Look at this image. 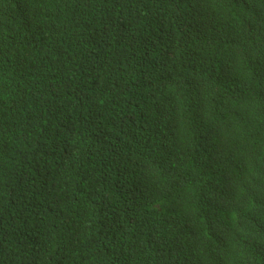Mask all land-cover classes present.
<instances>
[{
    "label": "trees",
    "instance_id": "obj_1",
    "mask_svg": "<svg viewBox=\"0 0 264 264\" xmlns=\"http://www.w3.org/2000/svg\"><path fill=\"white\" fill-rule=\"evenodd\" d=\"M175 4L0 0V264H264V0Z\"/></svg>",
    "mask_w": 264,
    "mask_h": 264
},
{
    "label": "clouds",
    "instance_id": "obj_2",
    "mask_svg": "<svg viewBox=\"0 0 264 264\" xmlns=\"http://www.w3.org/2000/svg\"><path fill=\"white\" fill-rule=\"evenodd\" d=\"M195 1L196 0H176V4H175L176 11L178 10L180 13L185 14V15H191V14L198 15L204 6V0H201L200 4L198 2L194 4ZM228 69L230 68L226 66L225 64L221 62H217V61L215 62V65H213V73L221 74L223 76L221 80H216L217 83L224 84L227 80H230L231 73L230 71H228ZM158 88L160 90L159 94H161L162 92H164L166 88V83H159ZM173 94H174L173 89H171L168 94H165V97H166L165 99L167 101H172ZM221 105L223 106L224 104H221ZM217 113H219L216 116V119L218 120H219L220 114L225 115L224 113H221L220 111H218ZM175 116H176L175 111H172V110L167 111L165 115L163 114L161 116L163 117V119L161 117H158L155 121L151 122L150 124V127L152 129L151 131L153 132L155 131V129L160 128V126L164 123L166 124L165 126L167 127L168 130H172L174 128L173 125L176 121ZM211 132L215 135L217 141L214 143L212 148H209L208 146H206L205 152H201L200 150L196 151L194 163L203 164V165L208 166L207 165L208 159H212L215 156L216 164L215 166L211 167V169L217 173H225L226 171L223 170L218 165L217 160H218V152L221 147V144L224 141L226 133L223 132L221 128L218 126H214ZM208 136L209 134H206L205 132H201L198 134V140L202 143H205V145H207L208 142L206 141H207ZM181 193H182V190L175 191V193L173 194L174 198L176 199V197L180 195ZM173 230L175 231V234H176V229H173ZM173 236L174 234L167 235L166 237L157 236L153 240V242H156L162 246L158 253L152 255L154 258L158 259L161 264H163L162 263L163 251L169 243L173 242ZM127 259H130V257H124L122 261L127 260ZM122 261L120 262V264H130L129 261L127 263L126 262L122 263ZM175 262L177 264H203L198 255V250L193 245L185 246V256L176 257Z\"/></svg>",
    "mask_w": 264,
    "mask_h": 264
}]
</instances>
